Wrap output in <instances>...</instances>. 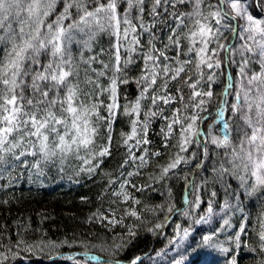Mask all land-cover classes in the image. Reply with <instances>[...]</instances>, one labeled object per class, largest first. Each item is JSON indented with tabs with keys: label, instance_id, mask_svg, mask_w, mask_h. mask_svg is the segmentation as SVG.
I'll list each match as a JSON object with an SVG mask.
<instances>
[{
	"label": "trees",
	"instance_id": "16d2710c",
	"mask_svg": "<svg viewBox=\"0 0 264 264\" xmlns=\"http://www.w3.org/2000/svg\"><path fill=\"white\" fill-rule=\"evenodd\" d=\"M238 3L246 15L264 20V0H238ZM154 4L155 0H143V4L129 14L139 41L138 45H132L134 51H129L127 40L117 41L108 31L98 33L90 49L71 46L77 61L83 51L85 59L95 58L91 69L104 73L97 81L104 91L94 99V102H102L99 107L102 119L96 122L98 133L93 151L98 153L107 147L108 154L96 155L91 165L69 158L60 163V169L57 162L58 171L48 172L46 176L37 175L33 166L27 170L31 175L28 176L20 161L11 158L0 167V264H156L153 256L171 251L176 232L183 229L193 230V236L177 250L178 254L182 252L181 264H232L233 258L235 264H264L261 248L264 242L258 235L264 213V187L253 190L251 178H246L247 183L242 184L239 177L244 173L233 169L229 163L227 154L231 153V147L212 143L213 137L223 135V120L217 123L221 102L233 103L234 94L240 88L242 42L232 29L244 25L246 20L230 18L235 12L229 0H203L200 5L205 16L218 8L228 13L222 20L219 44L233 48L231 61L228 54L220 50L215 58L220 66L202 69L204 79L199 88L205 92L210 89L213 95L210 99L204 97L206 104L200 111L193 108L191 90L185 83L189 76L199 79L195 53L188 52L189 40L185 38L193 28L192 21L186 18V14L193 12V0L185 3L161 0L155 14ZM126 8V0H119L118 12L123 15ZM61 11L63 0H57L48 22ZM178 16L184 20L183 24H179ZM211 23L215 28V21ZM124 27L122 23L121 32ZM173 30L180 41L179 47L169 39L174 36ZM117 43L120 44L119 72L114 71ZM210 47L216 48L217 43ZM149 54L159 58L156 72L162 87L158 91L162 97L172 98L168 104L144 100V88L149 81L142 77L150 79L153 68L152 62L145 59ZM190 58L193 63L175 80L170 78L171 73L166 76L162 71L165 66L174 70L179 67L178 62ZM84 67L81 64V79ZM245 71L249 76L259 72V63H250ZM95 73L89 71L94 80L97 79ZM209 75L214 77L211 82L207 80ZM113 79L116 80L117 107L114 116H110L107 105L112 103L109 90ZM229 83L232 84L230 89ZM244 84L247 86L246 79ZM137 101L139 110L133 112ZM228 105L223 108L224 120L230 127L232 146H238L244 125L239 114H231ZM177 109L181 119L199 112L194 128L200 134L189 136L184 151L179 147L182 142L180 124L169 129ZM134 121L137 127L149 123V128L141 147L132 154L137 134L132 139L128 137ZM184 123L186 126L188 121ZM177 155L183 158L182 162L162 175L163 168ZM140 157H144V163ZM82 167L93 170L89 172ZM209 206L215 219L196 227V221L208 212ZM132 211L136 216L130 214ZM158 224L160 228L156 227ZM241 226L244 232H240ZM207 234L212 241L205 245L203 237ZM237 234L240 236L238 246ZM175 257L176 254H165L164 259L169 263L175 261Z\"/></svg>",
	"mask_w": 264,
	"mask_h": 264
},
{
	"label": "snow or ice",
	"instance_id": "6c2138e0",
	"mask_svg": "<svg viewBox=\"0 0 264 264\" xmlns=\"http://www.w3.org/2000/svg\"><path fill=\"white\" fill-rule=\"evenodd\" d=\"M118 2L119 0H63V11L52 22H48V18L56 8L57 0H0V167L6 165L10 158L21 161V157L31 156L35 161L33 167L42 172V164L64 163L72 157L79 159L82 165H91L96 155L108 154L107 147L102 148L98 153L93 151L98 133L96 122L102 119L99 115L102 102H94V99L104 91L97 82L99 76L104 73H95V70L91 69V63L95 58L85 59L83 51L80 60L77 61L71 46L75 44L81 49H90L98 33L110 31L117 41L127 40L130 45L129 51H134L132 45H138L139 41L135 36L136 25L129 19V14L135 7L142 5L143 0H126L127 8L123 15L118 12ZM179 2L185 3L186 0ZM229 2L235 12V16L230 18L234 20L236 17H241L246 20L244 25L232 29L234 36L242 42L239 48L243 57L240 64L241 80L240 88L234 94V102L230 105L227 100L221 102L217 123L223 120V135L213 137L212 143L218 147H231V153L227 154L230 156L229 163L232 164L233 169H240L244 173L239 177L242 184L247 183L246 178H251L254 181L252 188L256 190L264 187V20L246 15L238 0H229ZM160 3L161 0H155L153 14L155 7ZM202 3L203 0H193V12L186 14V18L192 21L193 28L185 34L190 45L188 52L195 53L194 63L199 76V79L195 80L189 76L185 83L191 90L190 99L193 108L200 111L204 110L206 104L204 97L210 99L213 95L210 89L205 92L199 88L201 80L204 79L202 69L220 66V61L215 59L220 50L228 54L229 61L233 54L231 46L219 44L223 34L222 20L228 13L218 8L205 16L200 11ZM140 11L143 12L142 7ZM177 20L179 24L184 23L181 16H178ZM213 20L215 28L211 23ZM122 23L125 27L121 32ZM173 32L174 36L169 39L179 47L180 41L176 37L175 30ZM130 34L131 39H129ZM213 43H217L216 48L210 47ZM114 47L116 61L114 71L119 72L120 44L117 43ZM41 57H44V60ZM145 59L153 64L150 79L149 76L142 77L149 81L150 87L156 83L155 69L159 58L149 54ZM253 62L259 63L260 71L253 72L249 76L245 70ZM178 63L179 67L174 70L165 66L162 71L166 76L171 73L170 78L175 80L193 61L190 58ZM81 64L85 66L82 79ZM89 71L95 73L97 79H92ZM213 79L212 75L207 77L209 82ZM245 79L247 86L244 84ZM231 87L232 84L229 83L228 88ZM109 91L112 94V103L107 105V110L110 116H114L117 107L115 79L112 80ZM157 99L161 97L154 96V104ZM163 100L164 103H170L172 98L166 97ZM224 105H228L233 116L239 114L243 122L244 128L238 146H232L230 127L227 120H224ZM138 110L139 101L133 112ZM179 113L180 110L177 109L169 129L171 130L175 124H180L182 142L179 147L184 151L189 136L200 134L194 128L199 119V112L185 116L183 119ZM184 121H188L186 126ZM110 127L111 122H109ZM135 135L134 121L128 139L134 138ZM127 142L126 139L125 143ZM144 142L147 143L146 140ZM136 143L138 145L140 141ZM139 159L141 163L145 162L144 157ZM182 160L183 158L177 155L167 167L163 168L162 175L176 168ZM82 170L91 172L93 168L82 167ZM125 198L127 199V196ZM208 212H212L211 206ZM130 214L136 216L135 211ZM224 223L227 224L228 221ZM156 227L160 228L161 225L158 224ZM179 227L177 225L178 229ZM260 228L259 239L264 242V221H261ZM244 231V227L241 226L240 232ZM188 234V229H183V236H180L179 232L177 236L183 240ZM239 240L240 236L237 234V246ZM211 241V236L203 237L205 245L210 244ZM261 248L264 249V243L261 244ZM223 251L226 252L227 249ZM232 264H235L234 258Z\"/></svg>",
	"mask_w": 264,
	"mask_h": 264
},
{
	"label": "rangeland",
	"instance_id": "374dc122",
	"mask_svg": "<svg viewBox=\"0 0 264 264\" xmlns=\"http://www.w3.org/2000/svg\"><path fill=\"white\" fill-rule=\"evenodd\" d=\"M108 32H110V31H108ZM114 53H115V48H114ZM114 59H115V56H114ZM161 87H162V83L158 82L157 77H156V83L154 85H151L149 87V82H148V84L144 88V93H145L144 94L145 95L144 96V100H149V99L153 100V97L155 96V97H161V99H157L156 102L163 103L164 102L163 98H166L167 96L166 95L163 96V97L161 96V94L158 91L159 89H161ZM145 89H147V91H145ZM165 104H168V103H165ZM115 111H116V108H115L114 112ZM141 119H142V116H141ZM144 122H145V120H143L142 123H144ZM221 126H222L221 132L223 133V121H221ZM140 127H141L140 125L138 127L136 126V128H137L136 129L137 138H136L135 143L131 147L132 154H135L139 150V148L141 147V142H142V140H144V138L146 136V132H147V130L149 128V123H146L145 127H141V129H140ZM140 132H141V134H140ZM145 140L147 141V139H145ZM137 141H140V143L138 145L136 143ZM23 158H24L23 160L26 161V163H24V165L27 168L25 170V172H27V170H29L33 166L35 161H34V158L31 157V156H27V157H23ZM70 158H72V157H70ZM58 167L61 169L60 162H58ZM41 169H42V172H39V171L37 172L41 176H46V174L48 172L49 173H54V172L58 171L57 166L56 165H52V164H47V165H43L42 164L41 165ZM254 202L252 201V204H254ZM214 219H215V214H214L213 210H212L211 213L207 212L206 214L202 215V217L197 220V221H199V223H197V221H196V223H195L196 227L201 226V225H207L210 222H212ZM262 221H264V213H262ZM178 232H179L180 236H183V231H178ZM178 232H176V234L174 236L173 241H175V243H172V250L171 251H166L164 253H158V254H155L153 256V258L156 260L155 261L156 264H177V261H179V264L182 263V261H183V260H181L182 252L178 254L177 250L179 248H181L182 246H184L186 244V242H188L190 240V238L193 236V230H188L189 234L183 240H180L178 238V236H177ZM205 236H210V235L207 234ZM165 254L166 255H173V254L175 255L176 254L175 261L167 263L166 260L164 259Z\"/></svg>",
	"mask_w": 264,
	"mask_h": 264
}]
</instances>
